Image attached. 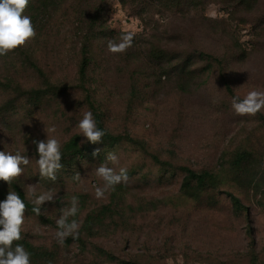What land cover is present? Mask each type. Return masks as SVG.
Listing matches in <instances>:
<instances>
[{
    "label": "rangeland",
    "instance_id": "1",
    "mask_svg": "<svg viewBox=\"0 0 264 264\" xmlns=\"http://www.w3.org/2000/svg\"><path fill=\"white\" fill-rule=\"evenodd\" d=\"M23 14L36 36L0 55V151L30 162L11 184L0 181V202L14 184L32 203L49 190L56 196L41 206L45 215L26 211L13 247L26 250V242L51 255L30 264H264V110L238 116L231 106L234 96L264 91V0H29ZM128 32L132 47L110 53L108 41ZM90 101L108 131L136 142H87L78 123ZM75 135L92 154L66 150ZM47 137L61 144L55 180L39 175L32 143ZM244 152L239 179L231 163ZM101 164L127 169L129 179L98 199ZM181 167L219 172L225 183L186 192ZM224 190L241 197L250 222ZM73 196L78 212L69 221L79 235L62 246L56 220Z\"/></svg>",
    "mask_w": 264,
    "mask_h": 264
},
{
    "label": "clouds",
    "instance_id": "2",
    "mask_svg": "<svg viewBox=\"0 0 264 264\" xmlns=\"http://www.w3.org/2000/svg\"><path fill=\"white\" fill-rule=\"evenodd\" d=\"M29 0H0V55H6L8 52L18 47L24 46L28 41L36 36L35 28L31 18L24 15ZM134 33L128 32L121 36L119 42L109 40L107 50L110 53H124L132 47ZM231 106L238 116L250 115L255 116L264 110V91L251 90L243 99L234 96L231 100ZM81 135L86 138L87 142L97 144L102 141L105 132L97 127L96 121L91 111L84 112L83 118L78 123ZM46 131V130H45ZM54 131V129H52ZM39 159L36 163L39 168V175L51 180L56 179V172L62 168L60 163L62 159L61 144L56 138H48L46 140H33ZM99 149L93 154H97ZM107 161L113 164L118 162V157L114 152L107 154ZM30 159L17 152L13 155L10 152L0 151V181L8 184L22 176L24 167L27 166ZM97 176L104 181L102 187L95 189V196L103 198L109 190H114L116 185L127 183L129 177L127 169L120 168L119 172L115 171L107 164H101L95 169ZM76 178L80 175L77 173ZM28 194L34 195L35 189L33 185H28ZM56 192L49 190L37 196L33 203L36 207L33 212L37 215H45L47 210L41 211V206L45 202H55ZM78 199L73 196L71 199V207L61 210V215L56 220L57 231L55 238L57 242L63 246L67 237L72 236L73 239L78 238L80 224L69 217H74L78 212ZM26 205L15 191H9L4 201L0 202V264H30V253L25 248L16 244L15 241L22 239L21 230L25 222Z\"/></svg>",
    "mask_w": 264,
    "mask_h": 264
},
{
    "label": "trees",
    "instance_id": "3",
    "mask_svg": "<svg viewBox=\"0 0 264 264\" xmlns=\"http://www.w3.org/2000/svg\"><path fill=\"white\" fill-rule=\"evenodd\" d=\"M200 57L205 59L214 58L210 54H206L204 52L200 53ZM89 60L85 58L82 69H81V75L82 77L86 76V70L88 66ZM227 88L230 92H233L230 85L227 84ZM41 91H35V97L40 96ZM90 106L93 112V117L96 121L97 127L105 132L104 137L102 138L101 143L103 145L107 146L108 148H113L119 144H121L124 141L135 143V139H133L129 135H122V134H112L110 131H108L105 127L104 121H103V114L97 110L93 102L90 101ZM261 120L264 122V115H260ZM66 150L74 155H81L86 156L87 154H92L93 152V146L86 145L81 146L80 145V136L75 135L69 143L66 145ZM247 152L240 153L231 163V169L238 171L239 174L236 178L241 179L242 173L244 171L243 167L245 165L246 160L249 158ZM156 162L162 165H167L168 163L162 162L159 157L154 156L153 157ZM181 170L184 172V182H183V189L186 192H192L193 190L199 191V192H205L209 190H219L220 187L225 183L224 178L221 176V173L219 172H213L210 170H204V171H196L190 167H181ZM239 179H237L238 184ZM236 182V183H237ZM14 191L17 192L20 195V198L24 201L26 205V211L37 215L35 212H33V208L36 207L34 203H32L25 193V191L18 185H13ZM223 194L226 195L227 198L231 200V203L234 207V209L237 212H247V215L249 216V222L251 221L250 216H252V212L248 207H246L243 204V201L241 197L234 194L231 191L224 190L222 191ZM41 216V215H39ZM97 217L95 215H92L89 217L87 222L85 223V229L92 234L90 231L93 228L94 220ZM250 228H252L250 226ZM27 252L30 253V257L34 260L38 259H48L51 255L48 251L40 252L37 249H35L30 243H24Z\"/></svg>",
    "mask_w": 264,
    "mask_h": 264
}]
</instances>
